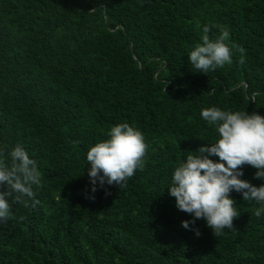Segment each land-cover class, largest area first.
Returning a JSON list of instances; mask_svg holds the SVG:
<instances>
[{"label": "trees", "instance_id": "1", "mask_svg": "<svg viewBox=\"0 0 264 264\" xmlns=\"http://www.w3.org/2000/svg\"><path fill=\"white\" fill-rule=\"evenodd\" d=\"M205 25L245 62L233 48L232 64L194 69ZM208 107L264 116V0H0V148L20 144L42 174L39 204L0 220V264H264L260 204L233 190L240 215L215 237L204 219L183 228L194 216L168 194L218 138ZM124 122L144 134V168L93 193L86 153Z\"/></svg>", "mask_w": 264, "mask_h": 264}, {"label": "clouds", "instance_id": "2", "mask_svg": "<svg viewBox=\"0 0 264 264\" xmlns=\"http://www.w3.org/2000/svg\"><path fill=\"white\" fill-rule=\"evenodd\" d=\"M219 27L220 34L211 37V29L205 25L200 42L190 50L188 58L197 71L207 73L232 64L233 48L240 53L239 63L245 62V49L230 46L228 29ZM200 116L214 126L218 138L199 147L196 155L189 152L179 162L168 194L175 198L178 210L194 216L192 221H182L183 228L189 229L190 223L204 219L216 237L224 229H233V220L240 215L236 201L230 197L233 190L242 193L245 201L261 205L254 212L257 218L264 213V185L256 187L240 179L244 165L257 170L256 179H264V116L219 107L204 108ZM107 136L108 139L90 146L86 153L93 193L97 183L101 188L105 182L121 188L137 170L144 168L147 144L141 130L127 122L118 123L110 128ZM210 156L218 157L219 162ZM41 181L37 162L24 147L17 144L10 149L0 148V220L11 218L13 205L35 208L39 200L35 198L33 185L40 186ZM195 231L199 236V230Z\"/></svg>", "mask_w": 264, "mask_h": 264}]
</instances>
